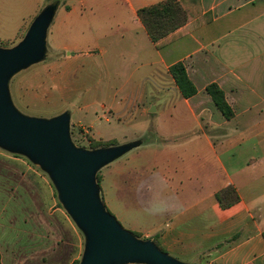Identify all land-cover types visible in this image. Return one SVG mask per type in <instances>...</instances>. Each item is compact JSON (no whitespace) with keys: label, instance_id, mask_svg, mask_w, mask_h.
<instances>
[{"label":"crops","instance_id":"obj_1","mask_svg":"<svg viewBox=\"0 0 264 264\" xmlns=\"http://www.w3.org/2000/svg\"><path fill=\"white\" fill-rule=\"evenodd\" d=\"M159 1L66 0L46 32L47 43L51 28L61 30L63 41L53 49L66 56L97 51L88 56V88L113 92L107 102L87 105L125 118L91 112L93 135H152L103 166L102 202L122 228L182 262L264 264V0H179L188 21L156 47L136 11ZM108 48L119 69L106 60ZM178 61L196 87L188 98L168 72ZM211 82L223 90L231 118L206 93ZM102 120L121 122L126 134L102 136L94 126ZM229 185L238 199L223 207L215 194ZM2 206L0 264H23L45 252L47 226L23 220L19 232L11 230V213ZM11 231L21 237L19 246ZM62 235L59 227L56 250ZM27 241L39 244L22 249Z\"/></svg>","mask_w":264,"mask_h":264},{"label":"rangeland","instance_id":"obj_2","mask_svg":"<svg viewBox=\"0 0 264 264\" xmlns=\"http://www.w3.org/2000/svg\"><path fill=\"white\" fill-rule=\"evenodd\" d=\"M65 1L0 0V47L9 48L18 43L24 36L34 15L45 5L60 4ZM61 13L62 10H59L54 17L57 23L62 19ZM61 33L60 29L51 28L47 35L43 59L11 77L9 93L16 109L25 115L41 118H50L64 111H69L70 139L76 147L88 150L107 147L93 148L95 143L112 142L113 144L108 146H113L148 140L152 136L150 133L140 139L114 136L108 138L92 134L89 126L91 117L89 114L91 112L98 111L103 118L114 116L116 119H124L125 115L124 113H114L113 110L106 107V110L104 107L94 110L87 105L88 101L92 99L97 102H107L108 95L112 94L113 91L104 88V86L97 89L88 88V56L95 54L97 52L95 49L84 53L76 51L67 54V56L64 52L61 53L53 49L55 44H60L63 41ZM66 42L78 44L74 39H69ZM106 60L112 64V67L120 68V60L111 57L110 48H108ZM64 85L65 88H62ZM134 92L139 93L140 91ZM145 93L149 94L150 90L146 89ZM146 114L150 115L148 112ZM132 116L134 117V113L130 117ZM94 126L102 136L124 135L126 132L123 129L125 128L124 125L116 120L108 124L103 120L98 121ZM104 169L102 167L96 173L98 186L101 183ZM99 194L103 201L101 189ZM3 204H7L6 215L11 213V230L17 231V229L23 228V220H28L32 225L40 221L44 229L47 226L49 240L43 247L45 252L34 259L32 257L23 258V264H35L36 262L38 264H70L77 259L79 262L84 245L83 234L77 229L58 201L56 189L48 174L23 154L12 153L0 147V211ZM59 227L63 229V242L61 245L58 243L59 247L56 250L55 231L58 234L57 242H59L61 238ZM15 234L11 231V242L16 241V247L21 244L22 240L18 235L13 239ZM34 240L37 241L38 239ZM37 244L39 243L32 244V242L27 241L22 249L26 250Z\"/></svg>","mask_w":264,"mask_h":264},{"label":"water","instance_id":"obj_3","mask_svg":"<svg viewBox=\"0 0 264 264\" xmlns=\"http://www.w3.org/2000/svg\"><path fill=\"white\" fill-rule=\"evenodd\" d=\"M56 7L57 3L45 5L18 43L0 47V147L23 154L48 174L58 201L83 233L78 264H188L160 250L152 239L122 228L100 198L97 171L136 142L92 150L76 147L69 135V111L41 118L25 115L13 105L9 81L43 59Z\"/></svg>","mask_w":264,"mask_h":264},{"label":"trees","instance_id":"obj_4","mask_svg":"<svg viewBox=\"0 0 264 264\" xmlns=\"http://www.w3.org/2000/svg\"><path fill=\"white\" fill-rule=\"evenodd\" d=\"M136 14L149 39L156 47L164 45L166 37L183 26L188 21L189 17L187 8H185L179 0H162L137 9ZM206 17H208L207 20L210 19V15ZM168 72L184 98L191 97L196 93V87L189 79L185 66L181 61L171 64L168 68ZM205 91L225 118L229 119L233 116V110L226 102L224 92L217 83H208L205 86ZM135 142L140 144L143 141ZM111 144L113 143H95L93 148ZM215 197L218 203L223 207L229 206L238 199L235 189L230 185L216 192ZM70 264H78V260H74Z\"/></svg>","mask_w":264,"mask_h":264},{"label":"built area","instance_id":"obj_5","mask_svg":"<svg viewBox=\"0 0 264 264\" xmlns=\"http://www.w3.org/2000/svg\"><path fill=\"white\" fill-rule=\"evenodd\" d=\"M133 264H136V263H133Z\"/></svg>","mask_w":264,"mask_h":264}]
</instances>
